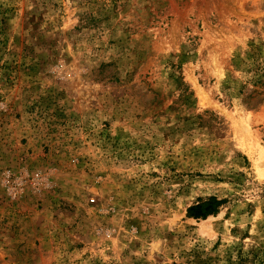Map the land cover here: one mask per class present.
<instances>
[{
  "label": "rangeland",
  "instance_id": "1",
  "mask_svg": "<svg viewBox=\"0 0 264 264\" xmlns=\"http://www.w3.org/2000/svg\"><path fill=\"white\" fill-rule=\"evenodd\" d=\"M0 264H264V0H0Z\"/></svg>",
  "mask_w": 264,
  "mask_h": 264
},
{
  "label": "trees",
  "instance_id": "2",
  "mask_svg": "<svg viewBox=\"0 0 264 264\" xmlns=\"http://www.w3.org/2000/svg\"><path fill=\"white\" fill-rule=\"evenodd\" d=\"M220 204L221 201H218L215 198H209L189 207L188 215L194 219H204L209 215L215 214Z\"/></svg>",
  "mask_w": 264,
  "mask_h": 264
}]
</instances>
